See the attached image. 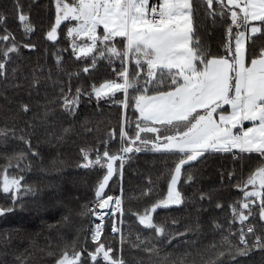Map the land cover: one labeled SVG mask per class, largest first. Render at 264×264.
Listing matches in <instances>:
<instances>
[{"label":"trees","instance_id":"obj_1","mask_svg":"<svg viewBox=\"0 0 264 264\" xmlns=\"http://www.w3.org/2000/svg\"><path fill=\"white\" fill-rule=\"evenodd\" d=\"M19 3L34 28L32 33L23 31L15 8L16 0H0V14L6 18V23L0 26V35L7 28L17 46V52L10 53L5 61V76H0V128L16 131L15 138L9 133L7 144H0V173L11 164L8 175L23 176L22 185L30 186L33 191L22 189L15 211L0 216V264H21V261L56 264L64 251L70 256L74 251H81L84 264H93L88 252L94 251L98 244L88 240L92 220L89 209L98 203L95 190L106 174V166L82 167L87 161L81 149L89 151L91 160H95L97 149L102 156L104 141L108 140L110 130L115 129L116 139L108 150L110 154L117 153L122 118L126 114L129 134L134 135L138 114L131 107H123L120 101L124 96L120 92L100 101L94 95L91 99L82 95L74 112L65 111L61 107V95L62 91L69 92V84L73 96L77 87L91 92L93 84L98 86L105 80L117 79L113 68L119 71L121 61L115 57L112 63H108L107 58L98 59L92 67L91 56L77 60L67 36L68 27L74 26L75 21L61 23L56 41L46 38L55 22L54 0H19ZM195 5L194 39L200 40L213 54L222 55L230 18L225 22L217 15L214 22L202 0H195ZM6 43L10 46L11 42L0 41V53ZM25 44L34 47H24ZM262 44L264 37L257 34L255 45L249 41L246 47L258 49ZM86 66L90 69L88 73L82 71ZM21 103L29 104L31 111L20 112ZM29 123L31 128L27 126ZM65 128L70 129L67 134H63ZM62 134L63 139H55ZM21 135L30 138L31 151L39 152L38 156L31 155L28 146L19 139ZM20 152L27 156L18 162L16 155ZM236 153H213L185 167L178 184L183 203L159 208L152 214L153 223L165 228L166 238L174 237L167 246L158 242L154 229L140 224L136 214L143 215L166 197L168 172L177 157L144 150L129 154L122 169L116 161L122 177L114 174L105 193L114 199L122 194L121 235L111 233L109 220L100 243L111 247L114 257L122 256L125 264H181V261L183 264H204L224 250L221 245L225 238L231 241L233 253L236 247L243 248L239 243L241 229L247 234L249 244L253 243L255 235L264 237L258 198H253L255 203L250 204L249 219L243 223L239 221L240 205L246 202L242 182L257 167L258 161L255 154L244 153L234 158ZM188 175L193 178L190 182H186ZM0 206H11L10 197L2 191ZM233 207L237 209L235 217ZM248 211L244 213L247 215ZM249 227L254 228L255 235L247 233ZM135 244L140 247H133ZM153 245L160 248L159 256L143 250ZM98 260L99 264H105L102 254ZM237 264H264V255L253 249L249 256H238Z\"/></svg>","mask_w":264,"mask_h":264},{"label":"snow or ice","instance_id":"obj_2","mask_svg":"<svg viewBox=\"0 0 264 264\" xmlns=\"http://www.w3.org/2000/svg\"><path fill=\"white\" fill-rule=\"evenodd\" d=\"M202 2L207 5V13L214 22L217 15L225 22L230 18L222 55L213 54L200 40L194 39L195 0H157L156 4H151L150 0H54L55 22L46 33L48 40L56 41L61 23L75 21L74 26L68 27L67 36L77 60L91 56L92 67L98 59L107 58L111 63L115 57L121 61L119 71L113 68L117 79L105 80L98 86L93 84L91 92L77 87L73 96L69 84V92L64 94L62 91L61 95V107L65 111L74 112L82 95L89 99L94 95L100 101L113 98L120 92L124 96L120 101L123 107H131L138 114L134 135L129 134L126 114L122 118L117 153L110 154L108 150L110 143L116 139L115 129L110 130L108 140L104 141L102 156L97 149L95 160H91L89 151L81 149L87 161L82 167L92 164L102 168L106 166V174L95 190L100 208L114 199L107 196L105 188L116 173V161L120 162L122 169L125 159L130 158L129 154L144 150L177 157L174 167L168 172L170 180L166 197L154 203L143 215L136 214L140 224L154 229L158 242L165 246L170 245L174 237L166 238L165 228L153 223L152 213L159 208L181 205L183 196L178 184L183 170L192 162L213 153H231L235 149L234 158L244 153L256 155L257 167L242 182L241 190L246 202L240 205L238 218L241 223L247 221L252 214L250 204L255 203L253 198H258L259 218L264 221V44L258 49L246 47L249 41L255 45L257 34L264 37V0ZM15 8L23 31L32 33L34 28L19 0H16ZM5 23L6 18L0 14V26ZM101 28L102 31H98ZM78 40L81 43H77ZM0 41L11 42L10 46L6 43L0 53V76H5V61L10 53L17 52V46L15 37L7 28L0 35ZM24 47L32 48L34 45L25 44ZM57 63H61L59 57ZM89 70L86 66L82 71L88 73ZM19 110L27 114L31 108L29 104L21 103ZM245 121L251 126L244 127ZM27 126L31 128L32 124ZM69 131L65 128L63 134ZM9 133L16 137L14 128H0V144H7ZM63 134L55 139H63ZM19 139L31 151L30 138L21 135ZM31 155L38 156L39 152L31 151ZM26 156L27 153L20 152L16 159L19 162ZM8 167L11 164L0 173V191L10 197L11 206H0V216L15 211L22 189L33 191L30 186L22 185L23 176L10 177ZM192 179L188 175L186 182ZM249 185L252 191L245 190ZM115 204L121 205L119 197L115 198ZM217 207L221 205L217 204ZM245 209L249 210L247 215L243 211ZM89 211L96 214L93 209ZM232 211L235 217L237 209L233 207ZM100 231V225H97L93 242L99 240ZM112 231L115 233L119 229L114 225ZM248 234L255 235L253 227L248 228ZM239 243L243 248L236 247L233 253L231 241L225 238L221 245L224 250L217 252L215 259L204 261V264H237L238 256H249L253 249L264 255V237L260 235H255V240L249 244L247 234L241 229ZM133 247L139 248L140 245ZM143 250L149 255H160V248L156 245L145 246ZM112 253L111 247L106 248L99 243L94 251L88 252V257L93 264H99L101 254L105 264H125L122 256L116 258ZM81 256V251H74L71 256L64 251L56 264H84ZM21 264L26 262L21 261Z\"/></svg>","mask_w":264,"mask_h":264},{"label":"built area","instance_id":"obj_3","mask_svg":"<svg viewBox=\"0 0 264 264\" xmlns=\"http://www.w3.org/2000/svg\"><path fill=\"white\" fill-rule=\"evenodd\" d=\"M157 2L154 1L152 2L151 4H156ZM92 209L94 210V212L96 213L95 215L92 214V220H91V229L89 231V235H91V232L94 230H96V226L97 225H100V236H99V240L97 242H91L92 244H99L103 238V235H104V229H105V225L106 223L111 220L112 222V229H113V226L115 225L119 231L117 232H113L112 233L114 235H118L120 236L121 235V223L118 219V217L120 216V209L119 207L115 204V199H113V201H110L109 204L104 207V208H100L99 207V204L98 205H94L92 207ZM119 215V216H118ZM247 233H248V229L246 230ZM93 235L91 236H88L89 238L91 237L92 238Z\"/></svg>","mask_w":264,"mask_h":264},{"label":"rangeland","instance_id":"obj_4","mask_svg":"<svg viewBox=\"0 0 264 264\" xmlns=\"http://www.w3.org/2000/svg\"><path fill=\"white\" fill-rule=\"evenodd\" d=\"M65 22V21H64ZM63 23V22H62ZM112 61H113V58H112ZM112 61H111V63H112ZM108 63H110L109 62V60L107 61ZM243 126L244 127H250L251 126V123L250 122H248V121H245L244 122V124H243ZM235 131V130H234ZM119 163V162H118ZM118 166H119V164H117V167H116V163H115V165H114V167L115 168H117L116 169V173H115V177H117V178H121L122 177V175H121V172H120V169H118ZM114 177V178H115ZM248 188H250L249 189V191H252L253 189H252V186L251 185H249L248 186ZM121 192V191H120ZM122 195V194H121ZM121 195H119V198L121 199ZM99 203H97V204H95V205H98ZM172 206H177V205H172ZM172 206H170V207H172ZM119 207V209H120V216L118 217V219H119V221H120V223H121V217H122V211H121V206H118ZM90 209H92V207H90ZM246 210V209H245ZM245 210H243V211H245ZM92 212V211H91ZM153 214V213H152ZM15 217H17V216H15ZM91 221H90V223H89V231H90V229H91ZM89 231H88V235L87 236H91V235H93L95 232H96V230H94L93 229V231L91 232V235H89ZM111 233H112V224H111ZM88 240L90 241V242H92L93 243V240H92V238L90 237H88Z\"/></svg>","mask_w":264,"mask_h":264},{"label":"crops","instance_id":"obj_5","mask_svg":"<svg viewBox=\"0 0 264 264\" xmlns=\"http://www.w3.org/2000/svg\"><path fill=\"white\" fill-rule=\"evenodd\" d=\"M154 1L157 2V0H150V3L154 2ZM98 31H102V28H101V29H98ZM226 107H227V106H226ZM217 118H218V117H217ZM233 152L235 153V152H237V150L234 149L231 153H233Z\"/></svg>","mask_w":264,"mask_h":264}]
</instances>
